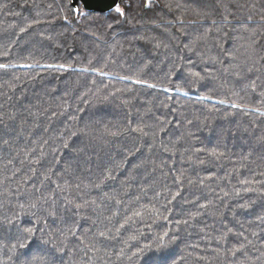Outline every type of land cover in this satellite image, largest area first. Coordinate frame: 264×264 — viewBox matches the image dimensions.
Returning a JSON list of instances; mask_svg holds the SVG:
<instances>
[{"label": "trees", "instance_id": "1", "mask_svg": "<svg viewBox=\"0 0 264 264\" xmlns=\"http://www.w3.org/2000/svg\"><path fill=\"white\" fill-rule=\"evenodd\" d=\"M167 2L153 0L152 7L145 8L143 0H122V7L131 4L126 7L128 20L115 27L114 38L109 33L97 43L90 32L104 33L100 25L112 22L114 12L92 13L90 20L79 23L69 15L72 23H65L60 8L67 12L72 0H0V63L10 65L0 69V194H6L0 195V216L11 215L18 202L27 205L30 198L50 195L57 183L67 182L71 187L57 194L56 218L48 219L51 231L68 235L63 264H132L128 256L137 245L177 227L180 240L172 246L177 264H262L256 258L264 251V224L259 219L264 216V116L251 109L264 108V72L237 75L225 69L232 53L247 55L252 32L258 57L264 56V22L259 14L264 0H171V10L165 7ZM252 4L256 10L248 20ZM200 8L208 10V19L192 11ZM34 20L41 23L21 33ZM208 28L213 30L206 46L203 42L199 46L206 53L201 60L183 45ZM153 38L169 43V49L156 48ZM178 56L185 59L176 67L189 66L190 58L194 70L205 77L188 87L186 71L180 79L173 76L172 83L183 86L188 95L133 82L144 79L169 86L168 73ZM209 56L222 63L210 62ZM91 57L96 60L89 65ZM243 60L241 56L239 62ZM47 64H64L67 70L46 68ZM82 67H96L108 75L81 72ZM125 76L131 79H121ZM109 93L115 96L103 100ZM161 121L166 122V131H157L155 140L124 131L129 125L155 126ZM80 130L87 134L72 137L69 148H63L61 134L67 137L69 131ZM133 143L141 152L129 155ZM213 150L217 156L210 154ZM107 169L116 179L102 189L91 188ZM177 191L180 196L172 200ZM104 194L122 203L101 202ZM65 196L78 202L81 197L95 199L100 207L77 214L64 203ZM244 204L249 207L242 208ZM136 211L141 216H133L115 239L97 237L106 227L116 236L117 222ZM113 212L118 215L109 222L105 217ZM29 219L24 217L21 225L34 226ZM184 220L188 223L177 225ZM14 242L0 239V264H12ZM241 244L248 245L246 255L232 256L231 250Z\"/></svg>", "mask_w": 264, "mask_h": 264}, {"label": "snow or ice", "instance_id": "2", "mask_svg": "<svg viewBox=\"0 0 264 264\" xmlns=\"http://www.w3.org/2000/svg\"><path fill=\"white\" fill-rule=\"evenodd\" d=\"M81 2L85 5V7L88 6V0H81ZM143 3L145 8H151L153 5V0H143ZM126 7L130 8L131 4H126ZM126 7H122L120 3L116 2V0H112V3L107 6V10L110 13L114 12L116 15L115 17H113L112 22H105L100 25V27L105 29L104 33H99L98 31L90 32V35L94 37L97 43L101 41L104 35L106 34L111 33L113 35V38L115 37V27L118 24L128 20V13L126 12ZM165 7L169 8L170 10L172 9L173 4L171 0H168V2L165 4ZM175 7L181 8L182 6L180 4H176ZM250 9L251 10L247 17L248 20L253 19L252 13L256 10V5L252 4L250 6ZM93 11H97V9H92L90 11H82L81 8L77 6L76 0H73V3L68 6L67 12L63 7L60 8V12L63 14V19L65 23H72V21L69 19V15L73 16L76 19L77 23L81 22V20H90ZM98 11L103 14L105 9L99 8ZM192 11L196 12L197 15H202L205 19L209 18V12L205 8L192 9ZM259 14L261 21L264 22V11H261ZM119 18H123V20ZM223 20L227 22V15L223 17ZM178 22L181 25L184 24L183 19H180ZM210 22L212 26L217 25V21L215 19H212ZM38 23H41V21L34 20L33 23L27 25V28L22 27L20 29L21 33L27 31L28 28H31L34 24ZM47 23H51V21H47ZM190 23L195 24L197 23V21H190ZM156 26L158 27L159 25ZM212 30V28H208L203 33V35L197 37L195 40L190 39L187 43L183 45V48L188 52L196 54L201 60H203L206 56V53L199 51V46L201 42H203L206 46V43L211 36ZM255 36L256 33L252 32L248 38L250 42L248 43L247 48L245 50L247 55L240 53L239 50L230 55L231 63L229 64V67L225 69V71L235 72L237 75H239L241 71L257 73L264 72V63H261V61H264V56L258 57V54L256 53L255 45L257 42L255 40ZM44 38L49 40L52 39L51 36H46ZM153 41L155 43L156 48L163 47L165 49H169L170 47L169 43H165L163 41H155V38H153ZM3 55L7 56V51H5ZM241 56H244L243 63L239 62L241 60ZM184 59V56H178L177 60L173 61V70L168 73L167 84L169 86L167 87H163L159 83H150L144 79H135L133 82L148 89L160 88L164 92L182 93L186 96L188 95V91L185 90L183 86H178L172 83L173 76L175 75V78L180 79L182 78V73L186 71L188 73V76L190 77V80H185V85H188V87L200 83V81H202L205 77L202 76L199 71L194 70L195 65L190 58L188 60L189 66L181 65L180 67H176V63L183 61ZM94 60H96V57L89 58L88 64L92 65ZM208 60L212 63H222V61H220L217 57L209 56ZM21 66L26 68L34 67L33 64H24ZM44 66L47 68H55L57 70H67L64 64H47ZM8 67H10V65L0 63V69H7ZM104 67H107V63L104 64ZM79 70L81 72L95 71L100 76L108 75L102 69L96 67H82ZM121 79H131V77L125 76L121 77ZM250 86L253 88V90H255L256 82L252 81ZM233 95H236V93H233ZM262 95H264V93H262ZM109 96H115V93H109V95H105L103 97V100L107 101L109 99ZM201 99L211 100L212 97L203 96L201 97ZM218 103L223 104L225 103V100H219ZM232 106L236 108L241 107L239 104H233ZM245 108H247V106H245ZM251 111L259 113L261 116H264V108L255 107L252 108ZM73 119H75V117H73ZM165 123L166 122L161 121L155 126L143 124L138 125L134 128L130 127L129 125V127L125 128L124 131H128L130 133H138L140 139L151 136L152 139L155 140L157 131H166V128L164 127ZM188 123H191V121H188ZM81 134L87 133H84L83 130H80V132L69 131L67 137H64V134L62 133L60 136L62 147L68 149V140L72 137H77ZM119 134L121 133L110 132V135L112 136H117ZM189 135H191V133H189ZM5 143L7 142L5 141ZM44 143L47 144L48 141L45 140ZM152 147H155V144H153ZM164 150L168 151L169 149L165 147ZM77 151L78 153L83 154L82 149H78ZM196 151L200 152L202 151V149H196ZM128 152L129 155H135L136 153L141 152V147L133 143L132 148L128 149ZM210 154L212 156L218 155L214 150ZM36 162L38 163L39 161ZM58 162L59 161H57V163ZM200 163H204V161H200ZM137 167H140V165H137ZM115 179L116 175L114 174L113 170H101L100 174L97 176L96 181L93 182L90 187L94 189H102L108 181H113ZM45 180H51V177L45 175ZM70 187L71 186L68 185L67 182H65L63 185L57 183L55 189L51 192L50 195L46 196L41 193V195L38 197L30 198L27 201V205H25V203L18 202L15 208L12 210L11 215L5 214L3 216H0V239L8 238L15 241L11 244L10 247V251L12 253L10 259L12 260V264H63L62 257L67 248V244L65 243V241L68 240V235H63V233L51 231L48 226V219L52 218L54 220L57 216V194L67 191ZM88 187V185L85 186V188ZM76 189L79 190L80 185H76ZM249 190L254 191V189ZM37 191H39V189H37ZM18 195L22 194L18 193ZM225 195H227V193ZM178 196H180L179 191H177L176 194L171 197V199L175 200ZM99 199L101 202L106 200H114L117 205L122 203V201L116 199L115 196L109 194H104ZM137 199L139 198L137 197ZM63 201L67 206H71V208L77 214H79L81 210L89 208H91L92 211L95 212L96 209L100 207L97 200L95 199L89 200L81 197L80 201L78 202L76 199H69L67 196H65L63 197ZM201 207L206 208L207 205H201ZM241 207L248 208L249 205L244 204L241 205ZM165 210H167V206H165ZM117 215L118 212H113L111 216L105 217V219L111 222ZM133 216H141V213L138 211L133 212L132 216H128L127 218H125L123 223L117 222L118 226L115 227L116 236L111 235L113 231L112 228L106 227L105 230H101L96 233L97 237L103 239H115L121 234V230L125 229L129 222L132 221ZM24 217H30L31 219L28 220V223L34 224V226H22L20 222ZM164 219L167 220V217H164ZM259 219L260 222L264 224V216H261ZM176 223L177 225H179L180 223L187 224L188 221H177ZM179 231L180 229L179 227H177L174 230H166L156 234L154 237L151 238V242L145 243L142 247L137 245V250L133 251L131 255L128 256V259L132 261V264H177V262L175 261L174 248L172 246L176 245L180 240ZM228 231L231 232V229H229ZM69 234L73 237L76 236V233L71 230H69ZM61 235H63V239L60 238ZM241 235L243 234L241 233ZM253 235H256V233H253ZM131 239L135 240L137 239V237L133 236L131 237ZM220 239L225 240L226 236L222 235ZM248 243L250 244L251 241H248ZM125 244H127V241H125ZM247 246V244H241L239 247L233 248L231 250L232 256H236L237 253H243L246 255L245 249L247 248ZM120 254H125V250L123 248L120 249ZM181 259H183V257ZM256 259L260 260L262 264H264V251H262Z\"/></svg>", "mask_w": 264, "mask_h": 264}, {"label": "water", "instance_id": "3", "mask_svg": "<svg viewBox=\"0 0 264 264\" xmlns=\"http://www.w3.org/2000/svg\"><path fill=\"white\" fill-rule=\"evenodd\" d=\"M117 3H120L121 0H116ZM73 3V0H72ZM77 6L82 7L84 11H90L92 9H97V11H93L92 13H99L101 14L98 9L104 8L105 11L103 14H109L110 12L107 10V6L112 3V0H88V6L85 7V5L81 2V0H76Z\"/></svg>", "mask_w": 264, "mask_h": 264}, {"label": "bare ground", "instance_id": "4", "mask_svg": "<svg viewBox=\"0 0 264 264\" xmlns=\"http://www.w3.org/2000/svg\"><path fill=\"white\" fill-rule=\"evenodd\" d=\"M47 68V67H46Z\"/></svg>", "mask_w": 264, "mask_h": 264}]
</instances>
